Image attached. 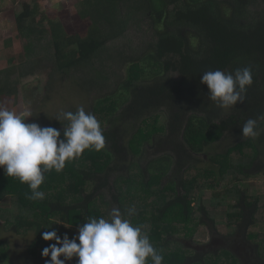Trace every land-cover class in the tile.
<instances>
[{"label": "trees", "instance_id": "16d2710c", "mask_svg": "<svg viewBox=\"0 0 264 264\" xmlns=\"http://www.w3.org/2000/svg\"><path fill=\"white\" fill-rule=\"evenodd\" d=\"M123 1L81 0L79 17L90 19L83 32L71 33L60 20L47 16L38 20V25L49 21V29L38 32L51 35V57L59 73L86 67L111 38L121 35L127 22L118 8ZM143 1L135 10L144 8ZM145 1L158 37L143 57H131L118 89L97 98L91 108L106 124L101 127L105 147L86 149L66 162L62 171L44 173L39 190L45 196L38 200L29 199L27 183L8 177L0 167V264H45L50 256L43 257L42 250L55 241L44 240L43 232L56 230L61 235L60 223L79 226L89 217L107 219L112 205L122 214L135 207L130 219L148 234L163 255V264H264V121L259 122L256 138H242V125L264 114V8L257 16L248 14L251 6L264 0ZM38 4V0L27 2L17 16L21 33L36 31L32 22L40 12ZM244 67H251L253 83L247 87L246 99L226 114L209 99L201 76ZM171 71L180 78L169 77ZM6 82L0 81V90H13L17 96L20 82ZM33 95L26 93L25 100L32 101ZM163 110L168 115L165 124L149 122L148 117ZM43 111L38 107L37 114L48 120ZM55 117L50 126L63 138L69 121L61 123ZM150 142L160 147L144 168L140 162ZM214 148L224 150L202 166L198 155ZM96 152L101 157L97 162ZM258 177L263 190L250 194L245 183H255L252 179ZM104 189L111 192L112 200H107ZM175 210L181 223L169 229ZM51 220L60 223L49 224ZM255 225L262 231H248ZM6 234L34 240L19 249L16 242L12 245L5 239ZM209 234L212 239L205 244L194 242ZM66 264H77V258Z\"/></svg>", "mask_w": 264, "mask_h": 264}, {"label": "rangeland", "instance_id": "374dc122", "mask_svg": "<svg viewBox=\"0 0 264 264\" xmlns=\"http://www.w3.org/2000/svg\"><path fill=\"white\" fill-rule=\"evenodd\" d=\"M31 1L0 0V70L3 71L0 74V81L6 80L9 82L17 80L21 85L26 86L23 89L21 85H18L17 96L13 90L10 93L0 90V106L17 112L29 109L32 116L28 117V120L30 121L32 120L30 118H33L34 122L41 126H50L53 116H57L61 112L71 111L70 107L76 111L78 107L84 106L86 112H93L91 108L96 99L111 94L125 80L131 57H143V54L149 52L151 49L149 47L150 43H152L151 41L158 37L156 33L157 28H155L152 18L148 15V10L145 9V7L147 8V2L143 1L145 5L143 9L135 10L139 0H125L127 2L123 1L121 5L120 3L118 4L122 17L127 21L121 35L111 38L106 43L105 48L100 51V55L98 54L92 63L87 64L86 67L71 69L69 73L62 75L61 73L64 72L59 73L55 67V57H51L53 50L51 35L48 33L40 34L38 32L42 27L48 30L49 21L47 19L42 25H38L37 22L42 16H47L51 20H60L69 32L74 33L85 31L90 23V19L84 20L79 17V12L82 9L81 0H38L40 12L35 14V21L32 20V25H35L36 31L29 33L25 30L21 33L16 19L23 11L24 5ZM34 1L36 2V0ZM263 8L264 2H259L250 7L248 14L257 16ZM254 16L253 18H255ZM29 45L31 48H27ZM20 56H23V59L16 65L15 62L20 60ZM20 63H22L21 66L19 65ZM169 73H172L169 77L173 76L177 80L180 78L177 72L171 71ZM5 75H9L10 78L7 79ZM102 77L103 79H101ZM60 79L62 81L61 85L59 84ZM94 80H98L99 83H94L95 85H93L92 82ZM55 83L57 84L54 87ZM74 84L75 88L72 89L71 85L74 86ZM51 86L53 87L51 88ZM26 93L29 95L34 93L32 101L25 100L24 96ZM44 101H47L46 105H41ZM38 107L42 110L45 109L41 114L46 116L48 120H41V115L37 114ZM225 113H228V108L225 109ZM166 114V111L163 110L158 115L153 114L151 117H148V120L149 122L157 120L159 124L163 125L168 120V115ZM35 115L36 119H34ZM98 119L101 127L106 126L101 118ZM159 147L154 142L148 143L147 156L140 162L144 168L148 166L151 161L150 159L157 157L158 153L156 154V152L159 151ZM212 148L211 150H213ZM214 149V151L198 155L199 163L202 166L211 164L210 156L215 152L224 150V148L220 150L218 148ZM94 154L97 162L101 157L98 152ZM132 160L138 161V159L135 160L133 158ZM114 178L115 176L111 177L112 182ZM252 181L255 183L250 181L245 183L250 194H257L263 190V180L258 177V179H252ZM104 192L107 200H112L111 192L107 189H104ZM104 207L101 204V209ZM114 207L117 208V206L112 205L110 210ZM178 212V210H175L170 214L173 218L167 223L169 229H172L175 224L179 225L181 223L177 219ZM142 224L144 226V223ZM65 225L61 224L60 226L61 235L67 233L69 238H72L78 233V226ZM183 227L184 229L188 228L187 226L185 227V224H183ZM192 227L196 228L195 222L192 224ZM185 230L187 231V229ZM248 231L258 233L262 231V228L260 225H255L251 226ZM200 234H202L201 231ZM5 239L12 242V245L13 242H16L19 249H24L28 243L34 240L33 237H28L25 242V238H17L16 235L11 234H6ZM211 239L212 236L210 234L206 239H203V236L200 235L194 242L201 245ZM223 255L229 260L226 254Z\"/></svg>", "mask_w": 264, "mask_h": 264}, {"label": "clouds", "instance_id": "9594fccd", "mask_svg": "<svg viewBox=\"0 0 264 264\" xmlns=\"http://www.w3.org/2000/svg\"><path fill=\"white\" fill-rule=\"evenodd\" d=\"M201 83L207 85L209 99L227 109L246 99L247 87L253 83L252 69L237 68L234 73L208 71L202 74ZM31 116L29 109L17 112L0 106V167L8 177L27 183L32 192L29 199L38 200L45 196L39 190L44 173L52 169L62 171L66 162L80 157L86 149L102 150L106 138L96 116L86 112L84 106L55 117L61 123L69 121L63 138L55 127L28 122ZM260 121H264V114L248 119L242 125V138H256ZM135 214L134 206L124 214L114 207L107 219L89 217L72 238L67 233L58 235L56 230L43 232L44 240L55 241L42 250L43 257L50 256L45 264H66L74 257L77 264H148L149 258L152 264H163L164 257L148 234L132 223L130 217ZM51 223L60 222L51 220Z\"/></svg>", "mask_w": 264, "mask_h": 264}]
</instances>
